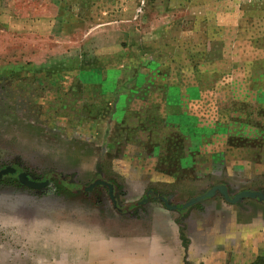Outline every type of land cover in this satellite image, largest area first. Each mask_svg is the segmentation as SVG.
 Segmentation results:
<instances>
[{"label": "rangeland", "instance_id": "374dc122", "mask_svg": "<svg viewBox=\"0 0 264 264\" xmlns=\"http://www.w3.org/2000/svg\"><path fill=\"white\" fill-rule=\"evenodd\" d=\"M6 168L66 185L0 179V264L139 257L165 204L192 264H264V0H0Z\"/></svg>", "mask_w": 264, "mask_h": 264}, {"label": "crops", "instance_id": "0c3cea01", "mask_svg": "<svg viewBox=\"0 0 264 264\" xmlns=\"http://www.w3.org/2000/svg\"><path fill=\"white\" fill-rule=\"evenodd\" d=\"M80 72V71H79ZM83 85H88L91 83H83ZM106 84L105 88L102 86ZM95 85H99L98 95L99 97H103L106 94L114 93V89L107 88V82L101 80ZM117 97V102L113 103V109L110 112V117H112L113 121H122L123 120V111L119 110L118 103L120 99V94L114 96ZM108 119V118H107ZM107 133V132H106ZM106 133H102V142L104 137H106ZM151 221L149 224V236L147 245L145 247H140L142 250H132V253L138 251L141 255L136 258L131 257H123L117 258L113 261V264H170L168 262V255L172 253L171 250L179 251V261L180 264H192L193 260L190 258L191 251L193 249L201 250L205 247V238L199 236L196 237V242L194 243V239H189L186 245H183V241L181 239V224L176 222L172 216L171 211L165 208H156L151 211ZM188 228V227H187ZM188 231V229H187ZM230 232V230H228ZM186 234V230L183 231ZM188 233V232H187ZM214 233V228H210V233ZM208 234V235H209ZM239 234L241 237V233ZM174 245L173 248H171ZM131 248L135 246H130ZM226 248V247H225ZM129 254V255H131ZM193 255V254H192Z\"/></svg>", "mask_w": 264, "mask_h": 264}, {"label": "flooded vegetation", "instance_id": "af4514ba", "mask_svg": "<svg viewBox=\"0 0 264 264\" xmlns=\"http://www.w3.org/2000/svg\"><path fill=\"white\" fill-rule=\"evenodd\" d=\"M7 169H9V170H14L15 171V174H11V173H8V174H6V175H2L1 177H0V179H2V178H5V177H10V178H12V179H14V180H16L17 182H19V183H21V184H23V185H28V186H32V187H35V188H42V189H46V190H52V189H55V190H59L58 188H56V185L55 184H53V182L51 183V181L49 180V178L48 177H46V179H44L43 181H40V182H32L31 181V179H30V177H28V176H26V175H24V174H22V173H20L16 168H6V169H4V170H0V171H5V170H7ZM50 173H55V172H50ZM57 174H59L62 178H64L60 173H57ZM19 176H23V177H26L27 179H28V181H29V184H27V183H22L21 181H20V179H19ZM98 184H101V185H103V184H105V182H102V181H94L92 184H90L89 186H88V188H85V190H90V189H92L93 187H95V186H97ZM68 187V186H67ZM69 189H71V191H72V189H74V187H68ZM61 189V188H60ZM75 190V189H74ZM148 194V192L146 193V196H144L145 198L148 196L147 195ZM221 195L223 196V194L221 193ZM149 197V196H148ZM227 197H228V195H227ZM224 199H225V197H223ZM229 198V197H228ZM144 200V198H142V201ZM162 201H163V199H161ZM226 200V199H225ZM232 201H234V200H230V202H232ZM193 204V203H192ZM191 204V205H192ZM187 206H188V204H187ZM164 208L165 209H167V210H173V209H171L172 208V206H168V205H164ZM177 210H179V212L180 211H182L183 209L180 207V208H178ZM183 226L181 225V228H182ZM184 231V230H183Z\"/></svg>", "mask_w": 264, "mask_h": 264}, {"label": "trees", "instance_id": "16d2710c", "mask_svg": "<svg viewBox=\"0 0 264 264\" xmlns=\"http://www.w3.org/2000/svg\"><path fill=\"white\" fill-rule=\"evenodd\" d=\"M46 177H48L51 183L53 182V184H55L56 188L58 189L66 185L64 178H62L57 173H49L48 175H46ZM182 235H183V229L181 228V239L183 241V245H186L187 242L186 241L184 242Z\"/></svg>", "mask_w": 264, "mask_h": 264}, {"label": "water", "instance_id": "95a60500", "mask_svg": "<svg viewBox=\"0 0 264 264\" xmlns=\"http://www.w3.org/2000/svg\"><path fill=\"white\" fill-rule=\"evenodd\" d=\"M8 173H11V174H15V171L14 170H9V169H7V170H5V171H0V177L2 176V175H6V174H8ZM19 179H20V181L22 182V183H27V184H29V181H28V179L26 178V177H23V176H19ZM221 192H222V194L224 195V197L227 199V194L225 193V191L223 190H221ZM245 196H248V197H255L256 195L255 194H252V193H246L245 194ZM258 197H259V199H261V200H263L264 198L262 197V196H260V195H258ZM192 203H190V204H188V205H191Z\"/></svg>", "mask_w": 264, "mask_h": 264}]
</instances>
